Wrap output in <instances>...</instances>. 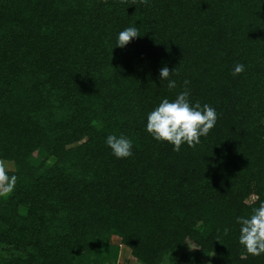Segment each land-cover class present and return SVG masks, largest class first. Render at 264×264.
Wrapping results in <instances>:
<instances>
[{"label": "trees", "instance_id": "trees-1", "mask_svg": "<svg viewBox=\"0 0 264 264\" xmlns=\"http://www.w3.org/2000/svg\"><path fill=\"white\" fill-rule=\"evenodd\" d=\"M127 27L141 36L116 47ZM185 87L218 119L175 152L147 116ZM263 120L264 0H0V160L18 177L0 264H112V234L138 264H264L237 223L264 202Z\"/></svg>", "mask_w": 264, "mask_h": 264}, {"label": "clouds", "instance_id": "clouds-1", "mask_svg": "<svg viewBox=\"0 0 264 264\" xmlns=\"http://www.w3.org/2000/svg\"><path fill=\"white\" fill-rule=\"evenodd\" d=\"M123 2V0H122ZM135 2V0H134ZM146 3L147 0H140ZM141 36L138 28L127 27L118 34L116 47H125L131 40ZM176 69V68H175ZM175 69L171 70L165 66L160 69L161 80H168V88L175 89L176 81L169 77L175 74ZM245 71V65L237 63L232 71L233 76L240 75ZM189 81L185 80L187 86ZM190 92L185 90L180 92L175 99H163L159 105L147 116L146 131L157 141L172 144L173 151L179 152L182 144L195 147L199 144L201 137H206L217 122L216 110L208 104L196 101L194 104L189 99ZM106 144L111 148L113 154L118 158H128L132 155V141L121 135L119 137L110 135L106 139ZM18 177L9 175L8 168L3 160H0V195H6L14 191ZM239 229V244L246 252L252 256L264 254V202H260L258 207L252 209L248 217H237ZM225 234L229 232L224 229Z\"/></svg>", "mask_w": 264, "mask_h": 264}, {"label": "rangeland", "instance_id": "rangeland-1", "mask_svg": "<svg viewBox=\"0 0 264 264\" xmlns=\"http://www.w3.org/2000/svg\"><path fill=\"white\" fill-rule=\"evenodd\" d=\"M264 126V120L262 122ZM4 161V160H3ZM7 168L8 172L13 171V165L9 161H4ZM7 195V194H6ZM6 195H0L1 198H5ZM253 196H250L246 202H251L253 200ZM108 243L112 246H117L118 247V253L115 258V261L112 264H138L134 261V258L130 255L129 250L124 248L119 244V238L115 235H109L108 236ZM184 249H191L192 245L190 243H187L183 246ZM84 255V253H83ZM87 256L90 258L89 254ZM203 259V264H209V260L206 256H203L201 260ZM83 260V261H82ZM86 258H80L77 261H73V264H92L90 260H86Z\"/></svg>", "mask_w": 264, "mask_h": 264}]
</instances>
